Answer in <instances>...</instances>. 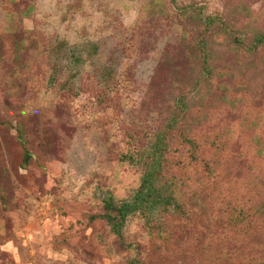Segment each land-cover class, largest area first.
<instances>
[{"label": "rangeland", "instance_id": "1", "mask_svg": "<svg viewBox=\"0 0 264 264\" xmlns=\"http://www.w3.org/2000/svg\"><path fill=\"white\" fill-rule=\"evenodd\" d=\"M191 6L247 43L264 33V0H0V264L264 262V215L244 232L225 220L264 202V50L216 29L206 75L203 26L179 13ZM180 100L179 126L217 142L211 227L196 223L210 257L155 252L137 218L111 245L103 202L129 199L141 174L120 157L179 117Z\"/></svg>", "mask_w": 264, "mask_h": 264}, {"label": "trees", "instance_id": "2", "mask_svg": "<svg viewBox=\"0 0 264 264\" xmlns=\"http://www.w3.org/2000/svg\"><path fill=\"white\" fill-rule=\"evenodd\" d=\"M179 13L183 17L198 20L203 26V30L198 35L197 45L203 56V73L206 75L211 76L214 72L208 62V37H211L216 29L232 35L233 43L243 51L262 52L264 50V33L256 31L250 43H247L241 39L238 31L228 24L223 14L200 18V12L193 6L183 8ZM65 44L60 42L58 48L60 54ZM106 74L108 75L107 71ZM177 108L181 111L179 117L165 122L159 130L146 135L143 143L134 149L128 148L122 153L120 162H126L141 169L138 187L129 199L121 202L106 199L103 202L104 212L100 217L117 241L111 242V245H124L125 224L129 219L137 218L141 222L148 244L155 252L165 254L167 251L181 250V253L186 256L194 257L204 254L210 257L204 252L206 244L210 242V234L202 237L201 232L196 229V223L211 227L210 217L207 216L204 208L212 201L211 190L214 191L218 184L215 169L217 157L214 155L217 142L210 137L187 135L179 125L188 107L180 100ZM24 153L22 165L26 166L32 155L27 150ZM229 208L230 212L225 217L227 225L233 230L240 229L242 232L252 229V218L255 217L257 220L264 215V202L258 207H247L248 209ZM221 216L222 214L218 213L217 217L220 220ZM256 224L258 226V222ZM143 261L140 255L129 258L122 264H143ZM213 261H217L215 264H235L226 257L213 259ZM257 264H264V262Z\"/></svg>", "mask_w": 264, "mask_h": 264}]
</instances>
